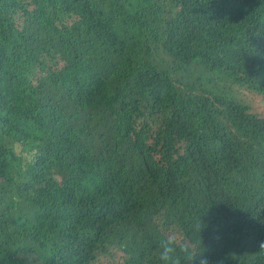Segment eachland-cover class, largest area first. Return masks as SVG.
Listing matches in <instances>:
<instances>
[{"label":"trees","instance_id":"obj_1","mask_svg":"<svg viewBox=\"0 0 264 264\" xmlns=\"http://www.w3.org/2000/svg\"><path fill=\"white\" fill-rule=\"evenodd\" d=\"M262 47L264 0H0V264H264Z\"/></svg>","mask_w":264,"mask_h":264},{"label":"bare ground","instance_id":"obj_2","mask_svg":"<svg viewBox=\"0 0 264 264\" xmlns=\"http://www.w3.org/2000/svg\"><path fill=\"white\" fill-rule=\"evenodd\" d=\"M204 1H205V0H204ZM202 3H203V2H202ZM204 5H205V4H204ZM206 5H207V4H206ZM206 5H205V6H206ZM200 6L202 7V5H200ZM206 7H207V6H206ZM224 7H225V6H224ZM205 9L207 10V8H205ZM198 10H199V9H198ZM201 10H202V9H201ZM202 11H203V10H202ZM203 12H204V11H203ZM207 13L209 14V12H207ZM203 14H204V13H203ZM203 14H202V15H203ZM205 14H206V13H205ZM221 14H222V13H221ZM197 18H198V17H197ZM201 18H202V17H201ZM199 19H200V18H198V20H199ZM205 20H206V18H205ZM195 21H196V20H195ZM195 23H196V22H195ZM178 24H179V23H178ZM194 25L196 26V24H194ZM194 25H192V26H194ZM168 26H169V25H168ZM170 26H171V25H170ZM170 26H169V27H170ZM192 26H191V27H192ZM175 27H176V26H175ZM186 27H187V26H186ZM186 27H185V28H186ZM182 28H183V27H182ZM188 28H189V26H188ZM217 28H218V27H217ZM172 29H173V26H172ZM177 29H178V27L176 28V30H177ZM179 29H181V27H179ZM191 29H192V28H191ZM191 29H190V30H191ZM218 29H219V28H218ZM167 30H168V28H167ZM174 30H175V29H174ZM202 30H203V29H202ZM204 30H205V29H204ZM261 30H262V29H261ZM165 31H166V30H165ZM172 31H173V30H172ZM168 32H169V31H168ZM186 32H187V29H186ZM176 33H177V31H176ZM180 33H181V32H180ZM180 33H179V34H180ZM257 33H258V32H257ZM192 34H193V33H192ZM240 34H241V33H240ZM169 36H170V37H169ZM169 36H168V38H167L168 40H169V38H172L171 36H173V34H172V35H169ZM176 36H177V35L174 34V37H176ZM206 36H207V35H206ZM172 39H176V38H172ZM177 39H178V37H177ZM204 39H206V38L204 37ZM233 39L235 40V37H234ZM180 41H181V40H180ZM209 41H210V39L208 40V42H209ZM175 42H176V41H175ZM204 42H205V41H204ZM204 42H203V44H205ZM176 43H177V42H176ZM180 43H181V42H180ZM232 44H233V43H232ZM198 45H199V44H198ZM198 45H197V46H198ZM208 45H211V44L208 43ZM225 45H226V44H225ZM243 45H244V44H243ZM205 46H207V45H205ZM219 46H220V45H219ZM228 46H229V45H228ZM237 46H238V45H237ZM183 47H184V46H183ZM195 47H196V46H195ZM200 47H203V46H200ZM39 48H40V47H39ZM39 48H38V49H39ZM50 48H53V46H51ZM160 48H161V47H160ZM181 48H182V47H181ZM185 48H186V47H185ZM198 48H199V47H198ZM198 48H197V50H198ZM207 48H208V47H207ZM240 48H241V47H240ZM263 48H264V47H262V49H263ZM183 49H184V48H183ZM191 49H192V47H191ZM203 49H204V48H203ZM227 49H228V47H227ZM227 49H226V50H227ZM39 50H40V49H39ZM197 50L195 49V51H197ZM201 50H202V49H201ZM205 50H206V49H205ZM230 50H231V49H230ZM263 50H264V49H263ZM41 51H42V49H41ZM46 51H47V50H46ZM164 51H165V50H164ZM188 51H189V50H188ZM51 52H53V51H51ZM185 52H186V50H185ZM189 52H191V51H189ZM198 52L203 53L204 50H203V52L200 51V50H199ZM198 52H197V53L195 52L196 54H195V53H194V54L197 55ZM206 52H207V51H206ZM215 52H216V51H215ZM221 52H222V51H221ZM46 53H47V52H46ZM46 53H45V54H46ZM43 54H44V53H43ZM47 54H48V53H47ZM49 54H50V53H49ZM52 54H53V53H52ZM54 54H55V53H54ZM206 54H207V53H206ZM203 55H204V54H203ZM222 55H223V54H222ZM49 56H50V55H49ZM53 56H56V55H53ZM191 56H192V55H191ZM212 56H213V54H212ZM244 56H245V55H244ZM247 56H248V55H247ZM208 57H209V55H208ZM210 57H211V56H210ZM241 57H243V56H241ZM50 58H51V57H50ZM55 58H56V57H55ZM55 58L52 59V61L55 60ZM169 58H171V57H169ZM212 58H213V57H212ZM225 58H226V56H225ZM230 58H231V57H230ZM235 58H236V57H235ZM237 58H238V57H237ZM248 58H249V57H248ZM56 59H57V58H56ZM197 59H198V57H197ZM244 59H245V58H244ZM244 59H243V60H244ZM246 59H247V58H246ZM190 61H192V60H190ZM196 61H197V60H196ZM247 61L250 62V60H247ZM197 62H198V61H197ZM216 63H217V62H216ZM192 64H193V63H192ZM197 64H199V62L196 63V65H197ZM202 64H203V63H202ZM249 64H250V63H249ZM219 65H220V64H219ZM244 65H245L244 68H246V64H244ZM183 66H184V65H182V67H183ZM193 66H195V65H193ZM199 66H201V64H200ZM203 66H205V64H204ZM222 66H223V65H222ZM179 67H180V66H179ZM247 67H248V66H247ZM249 67H250V66H249ZM180 68H181V67H180ZM191 68H192V67H191ZM194 68H195V67H194ZM207 68H208V67H207ZM250 68H251V67H250ZM197 69H199V68H197ZM201 69H202V68H201ZM202 70H203V69H202ZM214 71H215V70H214ZM117 74H118V73H117ZM120 74H122V73H120ZM1 83H2V82H1ZM1 85H2V84H1ZM3 86H4V85H3ZM2 88H3V87H2ZM216 88H217V87H216ZM219 90H220V89H219ZM14 92H15V91H14ZM222 93H223V92H222ZM222 93H221V94H222ZM81 95H82V94H81ZM216 96H217V94H216ZM48 97H49V96H48ZM217 97H218V96H217ZM86 98H87V97H86ZM197 98H198V97H197ZM191 99H192V98H191ZM88 100H89V99H88ZM213 104H214V103H213ZM219 104H220V103H219ZM15 105H16V104H15ZM140 105H141V104H140ZM215 106H216V105H215ZM215 106H214V107H215ZM211 107H212V105H211ZM211 107H210V108H211ZM216 107H218V106H216ZM147 109H148V108H147ZM212 109H213V108H212ZM32 110H33V109H32ZM214 110H215V109H214ZM146 111H147V110H146ZM216 111H218V110H216ZM184 112H185V111H184ZM188 112H189V111H188ZM212 112H213V110H212ZM215 113H216V112H215ZM35 114H36V113H35ZM99 115H100V114H99ZM249 115H250V114H249ZM190 116H191V115H190ZM196 116H197V115H196ZM196 116H195V117H196ZM243 116H244V113H243ZM37 117H38V116H37ZM198 117H199V116H198ZM11 118H12V117H11ZM11 118H10V119H11ZM40 118H41V116H40ZM196 118H197V117H196ZM196 118H195V119H196ZM249 118H250V117H249ZM21 119H22V118H21ZM195 119H194V120H195ZM200 119H201V118H198V120H200ZM25 120H27V119H25ZM25 120L23 119V121H25ZM29 120H30V119H29ZM34 120H35V119H34ZM39 120H40V119H39ZM150 120H151V119H150ZM185 120H186V119H185ZM194 120H193V121H194ZM11 121L14 122L13 119H12ZM18 121L20 122V120H17V123H18ZM36 121H37V119H36ZM15 122H16V121H15ZM21 122H22V120H21ZM39 122H40V121H39ZM94 122H95V121H93V123H94ZM199 122H200V121H198V123H199ZM243 122H244V120H243ZM250 122H251V121H250ZM27 123H28V125H29V122H27ZM33 123H34V122H33ZM33 123L31 122V124H33ZM40 123H41V122H40ZM198 123H197V125H198ZM202 123H203V122H202ZM248 123H249V121H248L246 124H248ZM15 124H16V123H15ZM20 124L22 125L23 122H22V123H19V125H20ZM195 124H196V122H195ZM16 125H18V124H16ZM19 125H18V126H19ZM21 125H20V126H21ZM28 125L26 126V124H25L26 129H27ZM34 125H36V124L34 123ZM38 125H39V124H37V126H38ZM44 125H46V124H44ZM64 125H65V124H64ZM67 125H68V124H67ZM69 125H70V124H69ZM69 125H68V126H69ZM91 125H93V124H91ZM190 125H191V124H190ZM199 125L201 126V122L199 123ZM248 125H250V124H248ZM71 126H72V125H71ZM200 126H198V127H200ZM13 127H14V124H13ZM15 127H16V126H15ZM21 127H22V126H21ZM33 127H35V126H32V129L34 130L35 128H33ZM40 127H41V124H40ZM55 127H57V126H55ZM183 127H185V125H184ZM198 127H197V128H198ZM201 127H202V126H201ZM242 127H243V125H242ZM22 128H23V127H22ZM28 128H29V127H28ZM37 128H39V127H36V129H37ZM41 128L43 129L44 126L41 127ZM58 128H59V127H58ZM76 128H77V127H75L74 130H76ZM83 128H84V127H83ZM245 128H246V127H245ZM13 129H14V128H13ZM16 129H17V127H16ZM39 129H40V128H39ZM42 129H41V131H42ZM183 129H184V128H183ZM183 129H182V130H183ZM189 129H190V128H189ZM202 129H203V128H202ZM14 130H15V129H14ZM18 130H19V129H18ZM18 130H17V131H18ZM23 130H25V129L23 128ZM180 130H181V129H180ZM188 131H189V130H188ZM202 131H203V130H202ZM244 131H245V130H244ZM31 132H32V130H31ZM31 132H30V133H31ZM75 132H76V131H75ZM75 132H73V133H75ZM78 132H79V131H78ZM88 132H89V131H88ZM189 132H190V131H189ZM199 132H201V131L199 130ZM71 133H72V131H71ZM15 134H16V133H15ZM208 134H209V133H208ZM208 134H207V136H208ZM16 135H18V134H16ZM69 135H70V133H69ZM71 135H74V134H71ZM79 135H80V134H79ZM79 135H78L77 137H80ZM158 135H159V134H158ZM195 135H196V134H195ZM198 135H199V134H198ZM200 135H201V134H200ZM31 136H32V135H31ZM189 136H190V135H189ZM189 136H188V137H189ZM212 136H213V134H212ZM225 136H226V135H225ZM15 137H16V136H15ZM83 137H84V136H83ZM83 137H82V138H83ZM209 137H210V134H209ZM209 137H208V140H209ZM70 138H71V137H70ZM177 138H178V137H177ZM192 138H193V137H192ZM198 138H199V137H198ZM210 138H211V137H210ZM79 139H80V138H79ZM157 139H158V138H157ZM178 139H179V138H178ZM178 139H177V140H178ZM189 139H190V138H189ZM201 139H202V138H201ZM211 139H213V138H211ZM14 140L17 141L16 139H14ZM20 140H21V139H20ZM28 140H29V141H28ZM31 140H32V139H31ZM31 140H30V138L27 139L28 142H30ZM74 140H76V139H74ZM85 140H86V139H85ZM187 140H188V138H187ZM202 140H203V139H202ZM208 140H207V141H208ZM181 141H182V140H181ZM189 141H192V140L190 139ZM189 141H188V142H189ZM205 141H206V138H205ZM205 141H204V142H205ZM31 142H32V141H31ZM39 142H40V141H39ZM82 142L84 143L83 140H82ZM82 142H81V143H82ZM88 142H89V141H88ZM98 142H100V141H98ZM163 142H164V141H163ZM176 142H177V141H176ZM192 142H193V141H192ZM32 143H33V142H32ZM41 143H42V142H41ZM102 143H104V141H102ZM133 143H134V142H133ZM133 143L131 142L130 145H132ZM135 143H136V142H135ZM169 143H170V142H169ZM177 143H179V142H177ZM186 143H187V142H186ZM194 143H195V142H194ZM198 143H199V142H198ZM198 143H196L197 146H198ZM42 144H43V143H42ZM88 144H89V143H88ZM125 144H126V143H125ZM136 144H137V143H136ZM152 144H153V143H152ZM154 144H155V142H154ZM154 144H153V146H154ZM183 144H184V143H183ZM189 144H192V143H189ZM211 144H212V143H211ZM30 145H31V144H30ZM128 145H129V144L127 143V145H126V147H125V151H126V152H127L126 149H127ZM138 145H139V144H138ZM138 145H134V146H132L131 148L133 149V147H135V146L138 147ZM176 145H177V144H176ZM187 145H188V144H187ZM199 145H200V143H199ZM81 146H82V145H81ZM86 146H87V145H86ZM122 146H123V145H122ZM144 146H145V145H144ZM159 146H160V145H159ZM201 146H202V144H201ZM22 147H23V146H22ZM22 147H21V148H22ZM74 147L76 148V146H74ZM79 147H80V145H79ZM79 147H78V149H83V148H79ZM142 147H143V146H142ZM151 147H152V146H151ZM154 147L156 148V145H155ZM173 147H175V146H173ZM199 147H200V146H199ZM203 147H204V145H203ZM203 147H202V149H201V147H200L199 149H201V150L204 149V150H205V149L207 148V147H206V148H205V147L203 148ZM17 148H18V147H17ZM122 148H123V147H122ZM128 148H129V147H128ZM138 148H139V147H138ZM146 148H148V147L146 146ZM146 148H144V149H146ZM164 148H165V147H164ZM181 148H182V146H181ZM181 148H179V149H181ZM193 148H194V146H193ZM208 148H209V147H208ZM208 148H207V149H208ZM211 148H212V147H211ZM129 149H130V148H129ZM140 149H141V147H140ZM142 149H143V148H142ZM152 149H153V148H152ZM179 149H178V152H179ZM209 149H210V148H209ZM17 150L19 151V148H18ZM20 150H21V149H20ZM56 150H57V149H56ZM85 150H86V149H85ZM122 150H123V149H122ZM150 150H151V149H150ZM167 150H168V149H167ZM172 150H173V149H172ZM186 150H187V149H186ZM190 150L193 151V149H190ZM28 151H29V150H28ZM83 151H84V150H82L81 153H82ZM128 151H129V150H128ZM134 151H135V150H134ZM151 151H152V150H151ZM188 151H189V150H188ZM192 151H191V152H192ZM195 151H196V150H195ZM197 151H198V150H197ZM197 151H196V152H197ZM208 151H209V150H208ZM24 152H25V151H24ZM35 152H36V151H35ZM38 152H39V151H38ZM38 152H37V153H38ZM71 152H72V151H71ZM84 152H86V151H84ZM136 152H140V153H141V151H140V150L138 151V149L136 150ZM154 152H155V151H154ZM171 152H172V151H171ZM171 152H170V153H171ZM191 152H189V153L191 154ZM193 152H194V151H193ZM193 152H192V154H193ZM198 152H199V151H198ZM201 152H202V151H201ZM210 152H211V150H210ZM20 153H21V152H20ZM43 153H44V152H43ZM43 153H42V154H43ZM77 153H79V152L77 151ZM88 153H89V152H88ZM88 153H87V154H88ZM140 153H139V154H140ZM166 153H167V152H166ZM175 153H176V151H175ZM184 153H185V151H184ZM184 153H182V154H184ZM189 153H188V156H189ZM202 153H205V151L202 152ZM207 153L209 154V152H207ZM25 154H26V153H25ZM32 154H33V153H32ZM34 154H35V153H34ZM38 154H39V153H38ZM40 154H41V153H40ZM90 154H91V153H90ZM192 154L190 155L191 157H192ZM200 154H201V153H199V155H200ZM17 155H18V154H17ZM27 155H28V154H27ZM136 155H137V154H136ZM141 155H143V154H141ZM141 155H140V156H141ZM167 155H168V154H167ZM178 155H179V154H178ZM186 155H187V154H186ZM14 156H15V155H14ZM14 156H13V157H14ZM20 156H21V155H20ZM24 156H25V155H24ZM34 156H35V155H34ZM119 156H120V155H119ZM127 156H128V155H127ZM131 156H133V155L131 154ZM168 156H169V155H168ZM168 156H167V157H168ZM188 156H186V157H188ZM193 156H195V155H193ZM201 156H202V154H201ZM15 157H16V156H15ZM18 157H19V155L17 156V158H18ZM36 157H37V156H36ZM38 157H39V156H38ZM40 157H41V156H40ZM115 157H116V156H115ZM115 157H114V159H115ZM129 157H130V154H129ZM129 157H127L128 159H126V161H128V160L130 159ZM133 157H134V156H133ZM141 157H142V156H141ZM191 157H190V158H191ZM205 157H206V154H205L204 158H205ZM208 157H209V156H208ZM41 158H43V155H42ZM118 158H119V157H118ZM137 158H139V157H137ZM170 158H171V157H170ZM173 158H174V157H173ZM183 158H184V155H183V157H182L181 159H183ZM194 158H197V157H194ZM19 159H21V157H20ZM33 159H34V158H33ZM80 159H81V158H80ZM131 159H132V158H131ZM131 159H130V160H131ZM164 159H165V158H164ZM202 159H203V158H202ZM206 159H207V157H206ZM208 159H209V158H208ZM116 160H117V157H116ZM130 160H129V161H130ZM193 160H194V159H193ZM193 160H192V161H193ZM197 160H198V159H197ZM203 160H204V159H203ZM31 161H32V160H31ZM78 161H79V160H78ZM129 161H128V162H129ZM132 161H133V160H132ZM190 161H191V160H189V161H187V162L189 163ZM192 161H191V162H192ZM80 162H81V160H80ZM80 162H79V164H80ZM115 162H116V161H115ZM120 162H121V158H120ZM120 162H118V163H120ZM196 162H197V161H196ZM8 163H9V162H8ZM116 163H117V162H116ZM168 163H169V162H168ZM193 163L195 164L194 161H193ZM127 164H130V163H127ZM184 164H185V162H184ZM197 164H198V163H197ZM200 164H201V163H200ZM205 164H206V163H205ZM35 165H36V164H35ZM82 165H84V164H82ZM117 165H118V164H117ZM119 165H120V164H119ZM170 165H171V164H170ZM186 165H188V164H186ZM201 165H202V164H201ZM31 166H34V165H31ZM31 166H30V167H31ZM191 166H192V165H191ZM208 166H209V165H208ZM118 167H119V166H118ZM120 167H121V166H120ZM183 167H184V166H183ZM142 168H143V167H142ZM52 169H53V168H52ZM180 169H181V168H180ZM55 170H58V169H55ZM117 170H118V169H117ZM176 170H177V169H176ZM199 170H200V169H199ZM207 170H208V169H207ZM29 171H30V169H29ZM74 171H75V170H74ZM2 172H3V171H2ZM167 172H168V171H167ZM169 172H170V171H169ZM190 172H192V171H190ZM200 172H201V171H200ZM200 172H199V173H200ZM262 172H263V171H262ZM123 173H124V172H123ZM171 173H172V171H171ZM23 174H24V173H23ZM41 174H42V173H41ZM121 174H122V173H121ZM155 174H156V173H155ZM167 174H168V173H167ZM4 175H5V173H4ZM16 175H17V174H16ZM31 175H32V174H31ZM89 175H90V173L87 174V177H90ZM168 175H170V174H168ZM172 175H173V174H172ZM172 175H170V177H172ZM176 175L178 176V174H176ZM209 175H210V174H209ZM23 176H24V175H23ZM93 176H95V175H93ZM119 176H120V175H119ZM173 176H174V175H173ZM190 176H191V175H190ZM210 176H211V175H210ZM222 176H223V175H222ZM16 177H17V176H16ZM18 177H19V176H18ZM25 177H27V175H26ZM30 177H31V176H30ZM32 177H35V176H32ZM32 177H31V178H32ZM155 177H156V176H155ZM166 177H167V175H166ZM183 177H185V176H183ZM23 178H24V177H23ZM27 178H28V177H27ZM27 178H26V179H27ZM175 178H178V177H175ZM179 178H180V176H179ZM179 178H178V179H179ZM26 179H25V180H26ZM168 179H170V178H168ZM25 180L23 179V181H25ZM33 180H34V178H33ZM121 180H122V179H121ZM121 180H120V181H121ZM166 180H167V178H166ZM197 180H198V179H197ZM199 180H200V179H199ZM10 181H11V180H10ZM15 181H16V180H15ZM35 181H36V180H35ZM116 181H117V180H116ZM167 181H168V180H167ZM173 181H174V179H173ZM175 181H176V180H175ZM16 182H17V181H16ZM26 182H28V181H26ZM32 182H33V181H31V183H32ZM37 182H38V181H37ZM48 182H49V181H48ZM102 182H103V181H102ZM196 182H197V181H196ZM202 182H204V181H202ZM202 182L200 181L201 185H202ZM205 182H206V181H205ZM207 182H208V181H207ZM207 182H206V183H207ZM11 183H12V182H11ZM35 183H36V182H35ZM43 183H45V182H43ZM46 183H47V182H46ZM130 183H131V182H130ZM158 183H159V182H158ZM32 184H33V183H32ZM48 184H49V183H48ZM50 184H51V183H50ZM164 184H165V183H164ZM172 184H173V183H172ZM197 184H199V183H197ZM9 185H10V184H9ZM33 185H35V184H33ZM40 185H41V184H39V188H41ZM158 185H159V184H158ZM168 185H169V183L167 184V186H168ZM199 185H200V184H199ZM201 185H200V186H201ZM208 185H209V184H208ZM44 186H45V185H44ZM127 186H128V185H127ZM159 186H160V185H159ZM173 186H175V184H173ZM177 186H178V185H177ZM204 186H205V185H204ZM17 187H18V186H17ZM34 187H35V189H37V188H36L37 186H34ZM42 187H43V186H42ZM161 187H162V186H161ZM169 187H170V185H169ZM179 187H180V186H178V188H179ZM202 187H203V186H201V188H202ZM9 188H10L9 190L11 191L12 187H9ZM19 188H20V186H19ZM129 188H130V187H129ZM175 188L177 189V187H173L172 192H174V189H175ZM207 188H208V187H207ZM13 189H14V188H13ZM43 189L45 190V188H43ZM133 189H134V187H133ZM165 189H166V187H165ZM168 189H170V188H168ZM176 189H175V190H176ZM14 190H15V189H14ZM22 190H23V189H22ZM32 190H33V189H32ZM41 190H42V189H41ZM166 190H167V189H166ZM166 190H163V191H165V193H166ZM25 191H27V189H26ZM38 191H40V190L38 189ZM47 191H48V190H47ZM127 191H128V189H127ZM130 191H131V190H130ZM163 191H161V192H163ZM179 191H180V190H179ZM179 191H178V192H179ZM188 191H189V190H188ZM191 191H192V190H191ZM12 192L15 193V191H13V190H12ZM16 192H18V191H16ZM33 192H34V191H33ZM42 192H44V191H42ZM172 192H171V193H172ZM178 192L173 194V198L175 197V196H174L175 194H176V195L178 194ZM222 192H223V191H222ZM24 193H25V192H24ZM51 193H52V191H51ZM53 193H55V192H53ZM124 193H125V192H124ZM188 193H189V192H188ZM188 193H187V196H188ZM32 194H33V193H31L30 196H31ZM168 194H170V192H168ZM168 194H166V195H168ZM23 195H24V194H22V196H23ZM26 195H27V194H25V195L22 197V198H23V199H22V202H23V200L25 201L24 198H25ZM34 195H35V194H34ZM34 195H33V196H34ZM117 195H118V194H117ZM163 195H164V194H163ZM171 195H172V194H171ZM16 196H18V195H16ZM185 196H186V195H185ZM19 197H20V196H19ZM36 197H37V196H36ZM165 197H167V196H165ZM15 198H17V197H15ZM26 198H27V197H26ZM28 198H30L29 195H28ZM28 198H27V200H28ZM17 199H18V198H17ZM17 199H16V200H17ZM30 199H31V198H30ZM34 199H36V198H34ZM37 199H38V198H37ZM167 199H168V198H167ZM170 199H172V196H171ZM186 199H187V198H186ZM1 200H2V199H1ZM31 200H33V199H31ZM80 200H81V199H80ZM132 200H133V199H132ZM202 200H204V196H203ZM20 201H21V199H20ZM184 201H185V200H184ZM189 201H190V200H189ZM226 201H227V199H226ZM228 201H229V200H228ZM14 202H15V201H14ZM30 202H31V201H29V202H27V203H23V204L21 203V205H27V204L30 203ZM68 203H69V202H68ZM74 203H75V202H74ZM93 203H94V202H93ZM224 203H225V202H224ZM230 203H231V202H230ZM230 203H229V204H230ZM19 204H20V203H19ZM205 204H206V202H205ZM92 205H93V204H92ZM93 206H94V205H93ZM112 206H113V205H111V207H112ZM75 207H76V206H75ZM19 208H20V206H19ZM112 209H113V208H112ZM112 209H111V211H112ZM114 209H115V208H114ZM84 212H85V211H84ZM108 212H110V211H108ZM104 213H105V212H104ZM2 215H5V214H2ZM81 215H84V213L81 214ZM4 217H5V216H4ZM209 217H210V216H209ZM199 235H200V232H199ZM199 237H200V236H199ZM212 250H213V249H212ZM244 251H246V250H244ZM231 253H232V252H231ZM243 254H245V252H244ZM241 255H242V254H241ZM213 264H214V263H213Z\"/></svg>","mask_w":264,"mask_h":264},{"label":"clouds","instance_id":"obj_3","mask_svg":"<svg viewBox=\"0 0 264 264\" xmlns=\"http://www.w3.org/2000/svg\"><path fill=\"white\" fill-rule=\"evenodd\" d=\"M264 244V242H261ZM186 254L193 264H213L206 254H196L190 250L188 243L178 242L174 237L165 238L161 243L159 259L163 264H178L179 255Z\"/></svg>","mask_w":264,"mask_h":264},{"label":"rangeland","instance_id":"obj_4","mask_svg":"<svg viewBox=\"0 0 264 264\" xmlns=\"http://www.w3.org/2000/svg\"><path fill=\"white\" fill-rule=\"evenodd\" d=\"M151 52L146 53L145 51H143L142 53H140V55H142L143 59L150 61V62H154V58L152 56V51L154 50V47H151ZM133 54H135V52H133ZM133 56V55H132ZM198 74H195V78ZM214 82V81H213ZM211 86V83L208 85V88ZM242 102L246 101L247 103L252 104V106L254 107V109H256L257 112H260L261 109L264 110V102H260L255 100L254 102L250 99V97L248 95H240L238 96Z\"/></svg>","mask_w":264,"mask_h":264}]
</instances>
